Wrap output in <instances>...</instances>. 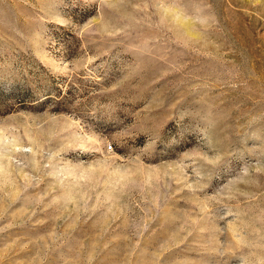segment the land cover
<instances>
[{
  "label": "rangeland",
  "instance_id": "rangeland-1",
  "mask_svg": "<svg viewBox=\"0 0 264 264\" xmlns=\"http://www.w3.org/2000/svg\"><path fill=\"white\" fill-rule=\"evenodd\" d=\"M0 264H264V0H0Z\"/></svg>",
  "mask_w": 264,
  "mask_h": 264
}]
</instances>
